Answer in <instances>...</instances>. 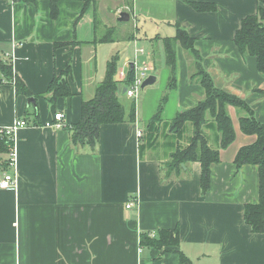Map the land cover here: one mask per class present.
<instances>
[{
  "label": "crops",
  "instance_id": "0c3cea01",
  "mask_svg": "<svg viewBox=\"0 0 264 264\" xmlns=\"http://www.w3.org/2000/svg\"><path fill=\"white\" fill-rule=\"evenodd\" d=\"M52 2L0 0V54L13 59L15 74L34 96L42 95L28 103L13 84L0 85V127L17 119L29 122L16 133L17 188H0V264H180V252L193 264H264V234L253 233L244 219L245 206L259 201V168L235 165L239 150L257 140L241 131L243 113L228 108L236 138L220 149L207 194L201 190L200 163L167 174L163 166L171 142H161L160 156L141 150L145 126L137 108L135 123L103 125L95 150H77L70 128L81 120L83 101L94 97L105 78L98 58L104 52L108 60L120 54L118 40L100 43L97 38L109 28L118 31L127 25L119 16L128 5L126 0H97L84 10L83 0H57L53 17ZM160 2L161 16H148L160 23L155 32L167 26L173 37L177 25L185 29L216 87L244 100L264 123V74L256 58L241 54L234 42L242 20L257 14L261 0ZM192 2L213 4L216 10L198 12ZM167 8L171 11L164 15ZM131 10L138 29L134 0ZM138 33L129 44L134 49ZM154 38L151 43L163 47ZM153 56L145 59L156 72ZM69 66L72 96L50 102L45 94L51 81ZM195 72L194 57L178 46L176 86L170 87L174 113L167 117L162 104L165 120L205 98ZM119 88V98L129 109L133 102L124 94L125 86ZM56 113L64 115L62 130L44 126ZM138 130L143 131L141 138ZM6 159L0 153V178L10 171ZM175 229L178 246L163 252L141 245L144 234L155 237Z\"/></svg>",
  "mask_w": 264,
  "mask_h": 264
},
{
  "label": "trees",
  "instance_id": "16d2710c",
  "mask_svg": "<svg viewBox=\"0 0 264 264\" xmlns=\"http://www.w3.org/2000/svg\"><path fill=\"white\" fill-rule=\"evenodd\" d=\"M84 10L94 5L97 0H83ZM57 0L51 4V14L57 15ZM129 8L133 7V0H126ZM264 0L258 7L257 14L247 16L241 22L234 42L241 54L253 56L257 60L258 71L264 74ZM190 5L198 12L216 10V6L208 3L192 2ZM84 13V12H83ZM122 24V23H121ZM115 28L107 29L104 36L97 38L100 43H114L116 40ZM154 40L162 41L165 53L166 66L169 71V88L176 86L177 79V47L181 46L194 57L197 78L205 90V98L194 107L179 113L174 117L170 125L166 126L167 134H161V109L145 124L142 148L152 150L160 156L161 142H171V147L166 164L163 166L167 174L182 172L190 163L201 164V190L203 194L211 188V167L220 162V149L228 148L236 138L232 118L228 112L230 106L235 107L241 113L239 118L241 131L246 135H255L257 140L250 146L239 150L235 158V165L240 169L244 165H255L259 168V201L255 204H247L244 209V219L253 233L264 234V123H260L253 115L250 106L241 98L234 96L216 87L211 75L201 64V55L196 47L195 39L189 33L176 26V34L173 37ZM120 54L113 55L106 64V74L102 83L95 90L94 97L83 101L82 115L78 124L70 128L71 141L77 150L93 151L100 141V133L103 125L135 123L137 120L136 104L127 109L119 98V83L116 81ZM70 66L53 78L45 94L50 102L59 98L72 96L68 75ZM134 71L129 69L125 87L132 84ZM13 84L17 95L27 98L42 97L33 95L25 83L14 72L13 59L10 56L0 54V85ZM167 99V98H165ZM165 101V100H164ZM191 129V137L185 140L187 130ZM165 137V138H164ZM214 144V145H213ZM13 145L6 140H0V153L7 156L6 166L9 168L10 153ZM145 151V150H143ZM168 163V164H167ZM141 245L158 250L165 247L179 245V231H161L155 237L149 234L142 235ZM168 251V250H166ZM180 264H193L192 261L180 252Z\"/></svg>",
  "mask_w": 264,
  "mask_h": 264
},
{
  "label": "rangeland",
  "instance_id": "374dc122",
  "mask_svg": "<svg viewBox=\"0 0 264 264\" xmlns=\"http://www.w3.org/2000/svg\"><path fill=\"white\" fill-rule=\"evenodd\" d=\"M154 3H149L147 0H134V7L135 11L138 12L137 14V22L136 25L138 29L134 26V22H127L125 26L121 27L122 30L118 29L117 34H115L116 40H118V44H116L117 51L120 52V61L118 63V66L121 68L124 60L126 58H130L133 56V49L130 42H132L133 39L137 38V31L140 33V40L136 46L138 48H143L147 54L152 55L154 53L153 59L156 60V67L157 71L152 73L150 76L157 75L158 76V82L155 85L146 87L144 89V94L142 93L139 98L135 101L133 99H129L133 103L135 102L136 108L138 113L141 114L142 119L144 120V126L145 122L148 121L156 112L160 104L164 105L165 112L167 113V117H173L174 113V99L172 96H170V88L169 87V71L166 66L165 61V55L163 51V47L161 43L159 44H152L151 39L155 37V35H162V37H169L173 34H168L167 30L169 27L164 26L160 27V30L155 32L157 29L156 27L160 23H158L156 20H151L148 16L152 15L154 17L161 16V2L160 0H153ZM262 7L264 9V3H262ZM121 12H127L130 14V11L127 9V7H124L121 9ZM171 9L167 8L164 12V15H169ZM130 20V21H131ZM138 33V36H139ZM159 33V34H158ZM174 33V30L173 32ZM106 33L102 34L105 35ZM145 35L147 38H145ZM143 37V38H142ZM145 38V39H144ZM117 43V42H115ZM157 56V57H156ZM141 61H147L146 57H141ZM107 54L104 52V54H100L98 58V65L100 62V73L105 72L106 69V63H107ZM120 86V84H119ZM166 97H168L167 101L162 102ZM125 107L127 108L128 104L124 101H122ZM179 113L176 114V116ZM175 116V117H176ZM153 119V118H152ZM170 121L165 120L163 115L161 114V134L166 135L167 131L166 126L169 124ZM191 129L190 131L187 130L185 135V140H189L191 135ZM168 164V163H167Z\"/></svg>",
  "mask_w": 264,
  "mask_h": 264
},
{
  "label": "built area",
  "instance_id": "2783aa9c",
  "mask_svg": "<svg viewBox=\"0 0 264 264\" xmlns=\"http://www.w3.org/2000/svg\"><path fill=\"white\" fill-rule=\"evenodd\" d=\"M130 11L133 19L136 18L135 14L132 12L131 8H127ZM149 54L143 48H138L135 46L134 54L132 57L128 58L124 65L118 69L116 75V81L121 85L125 86L127 80L128 70L131 69L134 71V79L130 86L125 87L126 96L130 99L137 100L140 96V89L143 82L149 78V76L154 72L155 66L149 61H141V57H148ZM133 66V68H132ZM29 126V122L24 119H17L12 126L9 127H0V140H6L13 145V150L10 153L9 161V172H5L0 178V188L4 190L16 189L18 183L17 175V158H16V133L21 127ZM46 128L53 130H62L66 127L64 122L63 113H56L53 121L47 122L44 124ZM138 137L143 136V131L138 130ZM154 237V234L151 235Z\"/></svg>",
  "mask_w": 264,
  "mask_h": 264
},
{
  "label": "water",
  "instance_id": "95a60500",
  "mask_svg": "<svg viewBox=\"0 0 264 264\" xmlns=\"http://www.w3.org/2000/svg\"><path fill=\"white\" fill-rule=\"evenodd\" d=\"M130 19H131V15L127 12H122L119 16V22H122V23H127L130 21ZM132 68H133V66H132ZM156 81H157V78L155 76H149V78H147L141 86L140 95L143 93V91L146 87L154 85L156 83ZM125 92H126V89H124V93ZM35 101H36L35 98H28V103H30V102L35 103Z\"/></svg>",
  "mask_w": 264,
  "mask_h": 264
}]
</instances>
